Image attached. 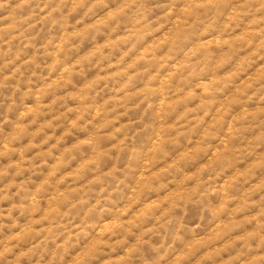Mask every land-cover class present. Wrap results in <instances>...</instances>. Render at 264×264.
I'll use <instances>...</instances> for the list:
<instances>
[{"label":"rangeland","instance_id":"obj_1","mask_svg":"<svg viewBox=\"0 0 264 264\" xmlns=\"http://www.w3.org/2000/svg\"><path fill=\"white\" fill-rule=\"evenodd\" d=\"M0 264H264V0H0Z\"/></svg>","mask_w":264,"mask_h":264}]
</instances>
